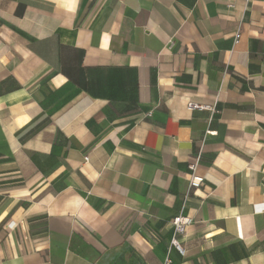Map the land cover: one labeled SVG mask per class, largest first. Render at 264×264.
I'll use <instances>...</instances> for the list:
<instances>
[{"label": "crops", "instance_id": "1", "mask_svg": "<svg viewBox=\"0 0 264 264\" xmlns=\"http://www.w3.org/2000/svg\"><path fill=\"white\" fill-rule=\"evenodd\" d=\"M0 264H264V0H0Z\"/></svg>", "mask_w": 264, "mask_h": 264}, {"label": "built area", "instance_id": "2", "mask_svg": "<svg viewBox=\"0 0 264 264\" xmlns=\"http://www.w3.org/2000/svg\"><path fill=\"white\" fill-rule=\"evenodd\" d=\"M245 1L247 3L250 2V0H245ZM238 37H239V33H236L235 40H237ZM187 106H188L189 109L214 110L213 107H210L208 105L194 103V102H189ZM85 160L86 161L88 160L87 156H85ZM189 169L191 170V175H190V177L188 179V186L191 189V191L192 190L195 191L203 183L204 176L203 175H197V174L193 173V170L195 169V164L189 165ZM192 222H193L192 217H189V216L184 215V214L176 215L171 221L173 232L174 233L184 234L187 231L188 227L192 224ZM171 244L179 252H181V253L183 252V247L181 246L179 240L176 237H172Z\"/></svg>", "mask_w": 264, "mask_h": 264}]
</instances>
